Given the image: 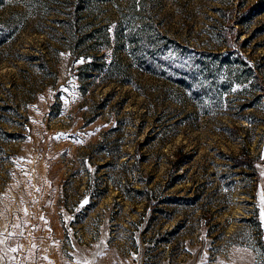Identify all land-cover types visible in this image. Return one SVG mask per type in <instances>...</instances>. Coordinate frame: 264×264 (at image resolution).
Here are the masks:
<instances>
[{"label":"rangeland","instance_id":"obj_1","mask_svg":"<svg viewBox=\"0 0 264 264\" xmlns=\"http://www.w3.org/2000/svg\"><path fill=\"white\" fill-rule=\"evenodd\" d=\"M262 79L264 0H0V264H264Z\"/></svg>","mask_w":264,"mask_h":264},{"label":"trees","instance_id":"obj_2","mask_svg":"<svg viewBox=\"0 0 264 264\" xmlns=\"http://www.w3.org/2000/svg\"><path fill=\"white\" fill-rule=\"evenodd\" d=\"M70 20L72 22V15H70ZM141 28V27H140ZM228 29L231 28L230 25H228ZM132 36L130 37L131 40V52L134 54L137 61L140 63L148 62L150 66L160 65V66H166L171 64L177 65V60L172 59L170 57L169 52V46L172 44L171 39H168L165 35L159 39L152 40L150 36L148 35V32L144 29L136 28V30H131ZM129 31V33H131ZM228 32V31H227ZM225 32L228 36V33ZM128 33V34H129ZM226 34L223 38L224 41H226ZM230 34V31H229ZM227 42L229 41V38H227ZM108 41V37L103 35L101 37L102 44H105ZM228 46H230V43H227ZM78 47L80 45H77ZM81 49V47H79ZM84 50V49H81ZM90 51L87 50L79 53L82 54L84 57L89 56V60L86 61L83 65L79 67L78 72V78L83 81L86 80L88 77L98 74V72L101 71L104 75H110L113 72V67L116 63V59L112 58L110 60H107L103 53L93 52L92 54L89 53ZM117 62L120 64V62L117 60ZM186 74V72L184 73ZM264 80V79H262ZM264 87V85H263Z\"/></svg>","mask_w":264,"mask_h":264},{"label":"snow or ice","instance_id":"obj_3","mask_svg":"<svg viewBox=\"0 0 264 264\" xmlns=\"http://www.w3.org/2000/svg\"><path fill=\"white\" fill-rule=\"evenodd\" d=\"M85 203H87V202L85 201ZM13 251H15V249H13Z\"/></svg>","mask_w":264,"mask_h":264}]
</instances>
